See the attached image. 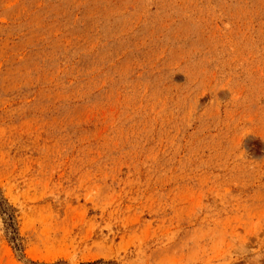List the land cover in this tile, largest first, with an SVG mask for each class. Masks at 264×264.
Returning a JSON list of instances; mask_svg holds the SVG:
<instances>
[{
    "label": "rangeland",
    "instance_id": "rangeland-1",
    "mask_svg": "<svg viewBox=\"0 0 264 264\" xmlns=\"http://www.w3.org/2000/svg\"><path fill=\"white\" fill-rule=\"evenodd\" d=\"M0 201V264H264V0H0Z\"/></svg>",
    "mask_w": 264,
    "mask_h": 264
},
{
    "label": "trees",
    "instance_id": "trees-1",
    "mask_svg": "<svg viewBox=\"0 0 264 264\" xmlns=\"http://www.w3.org/2000/svg\"><path fill=\"white\" fill-rule=\"evenodd\" d=\"M0 207H1V201H0ZM99 263H103V264H114L113 262H101V261H97V262H95L93 264H99Z\"/></svg>",
    "mask_w": 264,
    "mask_h": 264
}]
</instances>
